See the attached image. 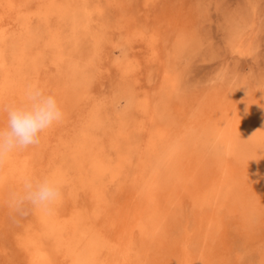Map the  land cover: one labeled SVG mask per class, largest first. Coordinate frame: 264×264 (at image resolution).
I'll list each match as a JSON object with an SVG mask.
<instances>
[{
  "label": "bare ground",
  "instance_id": "bare-ground-1",
  "mask_svg": "<svg viewBox=\"0 0 264 264\" xmlns=\"http://www.w3.org/2000/svg\"><path fill=\"white\" fill-rule=\"evenodd\" d=\"M130 7L110 25L117 37L105 25L88 33L77 16L85 7L73 10L76 32L100 56L80 51V35L63 34L58 3L0 0V108L22 102L34 84L65 114L39 145L0 166V216L15 213L10 195L25 177H47L62 192L51 211L30 210L21 259L264 264V96L248 82L188 89L170 65L175 44L187 43L190 15L174 5L147 29ZM164 33L172 34L166 49ZM244 34L235 29L234 47H244ZM102 64L113 96L93 89Z\"/></svg>",
  "mask_w": 264,
  "mask_h": 264
},
{
  "label": "rangeland",
  "instance_id": "rangeland-1",
  "mask_svg": "<svg viewBox=\"0 0 264 264\" xmlns=\"http://www.w3.org/2000/svg\"><path fill=\"white\" fill-rule=\"evenodd\" d=\"M52 1L61 6L55 17L59 26H62L63 34L80 35L82 39L80 51L96 53L99 49L100 56H102L101 48L97 45L91 46L88 34L85 31L78 34L75 30L76 25L71 14L77 5L85 7V15L83 13L76 14L83 18L85 27L89 25L88 33L90 31L99 32L105 25L108 35L117 37L118 31L116 28H111L110 25L117 21L121 12L128 13L130 6L132 7L130 10L133 9L134 12H137L139 23L150 29L155 26L153 20L161 16L164 9L170 8L172 10L174 5L182 4L184 12L191 17L188 40L179 48L175 44L174 53L172 49L170 71L174 74L177 73L188 89L206 88L212 84H218L222 87H236L248 82L259 92V96H264V0ZM167 12L170 13L171 11L168 10ZM235 29L238 32L245 30V34L242 36L246 39L244 49L233 46L235 45L233 42ZM171 35L169 33L163 34L164 40L161 41L162 44L160 45L164 49L170 44ZM242 49L243 51H241ZM104 61V58L100 59V62L103 63ZM103 66L105 65L102 64L101 73L92 77L93 89L99 97L104 93L109 96L110 91L112 94L114 91L112 90L113 82H110L111 76L107 72L104 73ZM109 84L111 85L110 88ZM238 95L240 97V94ZM120 106L122 105L118 104L117 107L121 109ZM85 112L86 110L81 113V118L85 116ZM30 215L29 211L27 215L15 212L0 216V264H25L18 250V239L24 230L23 224L30 218ZM131 254L137 259L141 252L134 249Z\"/></svg>",
  "mask_w": 264,
  "mask_h": 264
},
{
  "label": "clouds",
  "instance_id": "clouds-1",
  "mask_svg": "<svg viewBox=\"0 0 264 264\" xmlns=\"http://www.w3.org/2000/svg\"><path fill=\"white\" fill-rule=\"evenodd\" d=\"M4 123L0 126V166L16 151L39 145L41 134L64 120V111L54 94L29 84L23 100L0 108ZM60 187L47 177H25L21 188L10 195L9 207L21 215L31 209L51 211L61 199Z\"/></svg>",
  "mask_w": 264,
  "mask_h": 264
}]
</instances>
